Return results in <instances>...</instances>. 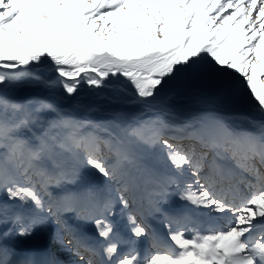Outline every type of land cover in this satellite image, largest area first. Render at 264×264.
Returning a JSON list of instances; mask_svg holds the SVG:
<instances>
[{
	"label": "snow or ice",
	"instance_id": "6c2138e0",
	"mask_svg": "<svg viewBox=\"0 0 264 264\" xmlns=\"http://www.w3.org/2000/svg\"><path fill=\"white\" fill-rule=\"evenodd\" d=\"M180 75L235 79L264 113V0H0V191L37 210L13 217L17 235L31 236L46 223L44 213L59 223L61 211L77 210L81 196L54 202L48 191L69 177L68 160L115 182V199L127 208L132 170L145 150L158 148L172 175L157 195L162 199L175 185L181 199L224 223L193 227L191 235L187 225L169 227L174 250L141 259L134 250L121 254L110 241L113 227L103 218L114 206L110 198L95 205L99 216L93 217L109 243L98 251L75 238L67 242L80 264H96V257L99 264H264V122L238 131L221 120L170 129L162 118L134 115L100 125L69 118L45 100L26 105L8 96L36 82L74 98L84 86L119 81L137 102L149 104ZM44 110L55 118L43 120ZM86 123L105 135L84 131ZM7 218L0 209V222ZM128 219L133 237L148 234L136 216ZM0 264H8L6 250Z\"/></svg>",
	"mask_w": 264,
	"mask_h": 264
},
{
	"label": "rangeland",
	"instance_id": "374dc122",
	"mask_svg": "<svg viewBox=\"0 0 264 264\" xmlns=\"http://www.w3.org/2000/svg\"><path fill=\"white\" fill-rule=\"evenodd\" d=\"M41 74L45 78H51L52 76V74L46 70H43ZM245 90L246 89H243L237 80L231 78L222 83H218L204 78H194L187 75H180L170 80L168 85L160 90L158 95L152 99L149 104L137 102L130 90L127 92L123 90L122 83L119 81H113V83L107 88L89 89L87 86H84L80 90L79 94L74 98L64 97L59 88H48L36 82H32L30 85L9 92L8 96L17 102L24 103L26 105L29 101L45 100L48 103L55 105L57 108L64 110L69 118L82 122L91 121L92 124L100 125H103L111 119L127 120L135 115L139 116L142 120H155L157 118H162L168 122L170 129L185 127L189 129L198 128L199 123L201 122L199 120V115L207 108H215L216 110L214 111L219 114V120L230 127V129L238 131L242 128H251L253 126V122H264V113L259 112L254 107L253 101L248 100L242 102L241 104L237 103V94ZM90 95V101H85V99ZM193 112H196V114L194 115ZM54 118L55 113L48 110H44L42 112L43 120L47 121ZM84 131H96L100 135H105L102 129H93L92 125L87 123L85 124ZM25 135L27 134L21 133V136ZM154 151L152 149L145 150L141 154L143 156L142 159L144 160L143 167L145 168V177H149L151 175L149 172L150 170H159V168L162 167H166L168 171H172V169L167 167L168 165L165 164V158L162 160L156 159L155 153L157 152L153 153ZM158 151L160 152L159 149ZM147 165L150 170L148 167L146 168ZM63 166L69 170V177L62 180L59 184L53 183L50 185L48 188L49 192L52 188L57 186L58 187L56 189L60 186L68 187L71 184L72 186L74 185V187H78L81 186L82 183H85L89 189H95L94 192L96 193V199L100 194L98 191H101L104 194V201L111 198L114 205H119L121 206L120 208L123 207L120 202L115 199V182L107 181L94 169L85 164H75L73 161L68 160ZM73 168L75 169L74 175L71 174ZM51 169L52 168L50 167L49 170L51 171ZM53 170L56 171L55 169ZM132 174L134 177L136 174L135 187L127 196L129 200V206L126 208L128 215L126 213L123 214L125 216V218H123L126 224L125 225L123 223L125 230L127 223H129V216H136V213L133 212V210L136 211L135 207L137 205V195L135 192L137 193L136 187L138 184L137 172L135 168L132 170ZM95 187L99 190H96ZM78 188L79 193H81L80 191L85 190L80 187ZM106 191L108 192L107 197ZM153 196L156 197V194H153ZM96 199L94 198L93 200ZM4 208L7 209L8 215L12 217L16 215V212H19L22 215H24V213H28L32 216L37 211L31 203L22 204L18 200H9L6 193L4 191H0V209ZM198 211L203 212L205 210L199 209ZM119 213H122L121 210L114 214L113 209L111 211V215L116 220L120 217ZM44 215L46 216V223L38 225L33 229L38 230L34 232V234L32 232L35 236H41V233L42 231L44 232V230L47 233H49L50 230L54 233V230L49 228L48 224L50 218H54V216H47L46 213H44ZM206 217L208 221L212 222V226L214 228L224 223L221 218L215 214L207 215ZM137 221L140 222L138 218ZM54 223L60 226L57 221H54ZM13 224V218L10 221L1 222L0 227H2L0 228V232H9L4 233L6 237L9 236L10 233L15 231ZM128 227H131V225H128ZM58 230L59 229H57V232ZM128 231L131 232L130 229H128ZM60 232L62 231L60 230ZM42 236L45 239V236ZM60 237L61 236H59V238ZM51 243L57 256L63 255L67 257L64 261L68 263L75 262V258L77 257L73 254V251L68 250L70 246L66 242L64 244L60 241H51ZM162 262L165 261H160V263Z\"/></svg>",
	"mask_w": 264,
	"mask_h": 264
},
{
	"label": "bare ground",
	"instance_id": "6f19581e",
	"mask_svg": "<svg viewBox=\"0 0 264 264\" xmlns=\"http://www.w3.org/2000/svg\"><path fill=\"white\" fill-rule=\"evenodd\" d=\"M237 94V93H235ZM169 96V95H168ZM238 98H237V103L241 104L244 101H253L250 96L247 94V91H243L241 93L237 94ZM168 98V97H166ZM216 110L215 108H207L205 111H203L200 115H199V120L201 121L199 123L200 127L203 124L206 123H211L214 122L216 120H219V114L214 113V114H208L210 111H214ZM218 111V110H217ZM220 111V110H219ZM196 124V123H195ZM230 128V127H229ZM153 151L155 149H152ZM157 152V153H155ZM153 153H155L156 155V159L158 160H162L164 159V157L162 156L161 152L157 150H155ZM143 159L140 156L139 159V163H138V167L135 168L136 172H137V187H136V191L137 194H140L141 196V207H142V212L145 213L146 211H149V218L152 220V222L164 233V235L168 238L169 236V227H171L172 231H176L177 230V221L179 219L182 220H186V224H183L182 227L184 225L188 226V235H191V229L193 227H196L199 229L198 226L202 227L203 225H206V220L207 217L205 216V212L203 211L202 213H200L197 209H194L187 201L183 200L180 198V196H178V193H180L178 191V187L176 186H171L170 188H168V194L172 193L175 195V197L173 199H171L170 203H171V208L172 210L169 209L168 205L166 203L160 204L159 202L157 203V201H148V199L146 198V195L143 194V190L145 188H140V185L142 186L144 181H145V168L143 167ZM166 165H168L167 161L165 162ZM148 167V165L146 166V168ZM169 167V165L167 166ZM149 169V167H148ZM150 170V169H149ZM150 174L154 175L155 178H157L158 181L162 182L164 181L168 176H170L169 173L163 172L162 168L158 170H150L149 171ZM157 188V187H156ZM79 188L78 187H74L72 185H69L68 187L65 186H60L58 189L55 190V194L58 198V201L61 197L68 195V194H75L80 196L81 194L85 193V190L80 191L81 193H79ZM100 194L98 195L96 200L93 199H85V201H83L82 203H78L77 205V210L76 211H61L60 213V218L62 223H64L66 230L69 231L71 233V235H73V237L77 236V235H84L88 238H90L91 242H94L96 245L100 246V249L105 246L107 243H109V241L101 238L98 234V230L96 228V224H95V219L93 217H98L99 213L95 210V205L103 203L104 202V194L101 191ZM167 194V195H168ZM146 198V200H145ZM174 202H177L180 206L181 202H185V205L182 207H186V204L188 203L191 211L189 214H182L183 210L181 209L182 207L180 206H176L174 204ZM119 204V203H117ZM6 206V205H5ZM119 206V205H118ZM85 208H88L89 211L86 212L84 211ZM159 209V210H157ZM79 212V213H78ZM141 213V211H139ZM188 216V217H187ZM27 217V216H26ZM25 217V218H26ZM192 217H195L194 219H191ZM13 217L8 215V218L6 221H10ZM108 223H110L113 227V233L110 237V241L111 242H115L118 244V249L119 252L121 253V251L123 250V248L127 247V235L125 234V229H124V224L123 223H119L118 220H116L112 215L111 212L110 213H105L104 217H103ZM196 220H198L199 222H196ZM200 221L203 223L200 225ZM1 224V222H0ZM84 227L86 228V230L84 229ZM202 231V229H199ZM60 229L58 230V236H61L58 240H65V237L63 238V234L62 232H60ZM0 237H1V242L2 241H8L9 244L11 245V249L14 253V255H17V253H23L22 249H20L21 247L27 248V246H31V250L33 249L32 245H28L27 243L33 244V243H39L38 245H41V241H37V237L39 236H28L27 238H23L21 239L20 236H16V238L14 239V242H12V237L9 236H5L4 233H0ZM139 243L138 244H143L147 241V237L145 236H141L139 238H135ZM169 240V239H168ZM13 244L16 245H20V248H16L13 246ZM173 244V243H172ZM43 248H41V250L45 253H50L49 249L47 248V245L43 244L42 246ZM0 248H1V243H0ZM9 257V256H8ZM159 264H166V262H162Z\"/></svg>",
	"mask_w": 264,
	"mask_h": 264
},
{
	"label": "trees",
	"instance_id": "16d2710c",
	"mask_svg": "<svg viewBox=\"0 0 264 264\" xmlns=\"http://www.w3.org/2000/svg\"><path fill=\"white\" fill-rule=\"evenodd\" d=\"M87 94H88V92H87ZM90 97H91V95L88 98H86L85 101H90Z\"/></svg>",
	"mask_w": 264,
	"mask_h": 264
}]
</instances>
